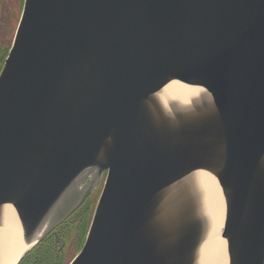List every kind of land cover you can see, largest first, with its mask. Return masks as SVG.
<instances>
[{"label": "water", "instance_id": "obj_1", "mask_svg": "<svg viewBox=\"0 0 264 264\" xmlns=\"http://www.w3.org/2000/svg\"><path fill=\"white\" fill-rule=\"evenodd\" d=\"M203 175L221 189L228 264H264V0H24L0 65L16 264L101 182L69 264H200Z\"/></svg>", "mask_w": 264, "mask_h": 264}, {"label": "bare ground", "instance_id": "obj_2", "mask_svg": "<svg viewBox=\"0 0 264 264\" xmlns=\"http://www.w3.org/2000/svg\"><path fill=\"white\" fill-rule=\"evenodd\" d=\"M169 92L180 99L190 95V89L173 83ZM206 189V205L213 220L211 234L208 235L200 252V264H228L226 241L221 236L222 223L218 220L224 210V201L217 181L209 176L202 178ZM21 228L15 210L7 207L5 220L0 230V264H16L25 251Z\"/></svg>", "mask_w": 264, "mask_h": 264}, {"label": "flooded vegetation", "instance_id": "obj_3", "mask_svg": "<svg viewBox=\"0 0 264 264\" xmlns=\"http://www.w3.org/2000/svg\"><path fill=\"white\" fill-rule=\"evenodd\" d=\"M23 3H24V0H0V23L4 15L3 13L6 12L5 10L8 11L9 7H10V14L14 13L15 15L19 11V14L21 16L22 9H23ZM13 5H17L15 12H14V8L12 7ZM10 14L8 15V19H9ZM9 28L10 27L8 26L7 30ZM9 48H7L4 42H0V65L4 64V61L7 56L6 54V56L3 57L2 52L5 51L4 49H6L7 50L6 52L8 53ZM102 187H103V182H101V184L98 186L96 191L86 199L83 205L74 214H72L63 224L56 227L46 237V239L36 247L38 248L40 246L36 255L34 251L31 255L26 257L20 264H38V260H36V258H38L39 254H42V253H44L42 255V257L44 256L43 260L46 259L47 256L49 257L53 256L55 260L54 264H64L72 240L74 239L75 243L78 246L82 242L83 239L84 240L86 239V235L89 229L88 227L90 226V224L85 221V209L93 200L97 199V202H98V199L102 191ZM97 202H96V205H97ZM96 205H95V208H96ZM95 208H94V211H95ZM77 214L79 215V218L75 217Z\"/></svg>", "mask_w": 264, "mask_h": 264}, {"label": "rangeland", "instance_id": "obj_4", "mask_svg": "<svg viewBox=\"0 0 264 264\" xmlns=\"http://www.w3.org/2000/svg\"><path fill=\"white\" fill-rule=\"evenodd\" d=\"M12 7L14 8V12H15L17 5H13ZM5 11L6 12L3 13L4 15H3V18L1 19V23H0V42H4L7 46V48H9L12 44V40H13V37L15 34V30H16L18 21L20 19V14H19V11L15 15H14V13L10 14V7H9L8 11L7 10H5ZM9 14H10V16L8 19ZM8 26L11 28V29L9 28L10 30L9 29L7 30ZM5 31H6V33H5ZM4 50L5 51L2 52L3 57H5L7 54V52H6L7 50L6 49H4ZM96 202H97V199L93 200L85 209V221L89 224L91 222L90 220H91L92 215L94 213V208H95ZM75 217L79 218V215L77 214ZM83 242H85L84 239L77 246V244L75 243V240L74 239L72 240L64 264H69L71 262V260L78 254V252L81 249L82 244H84Z\"/></svg>", "mask_w": 264, "mask_h": 264}, {"label": "trees", "instance_id": "obj_5", "mask_svg": "<svg viewBox=\"0 0 264 264\" xmlns=\"http://www.w3.org/2000/svg\"><path fill=\"white\" fill-rule=\"evenodd\" d=\"M42 243V242H41ZM40 243V244H41ZM40 247V246H39ZM39 247L38 248H35L31 253H29L26 257H28L29 255H31L34 251H35V255H36V253L38 252V249H39ZM44 253H42V254H39V257L38 258H36V260H38V264H54V262H55V260H54V258H53V256H51V257H49V256H47L46 257V259H44L43 260V257H42V255H43ZM25 257V258H26ZM42 257V258H41ZM24 258V259H25ZM23 259V260H24ZM34 259V258H33ZM22 260V261H23Z\"/></svg>", "mask_w": 264, "mask_h": 264}]
</instances>
